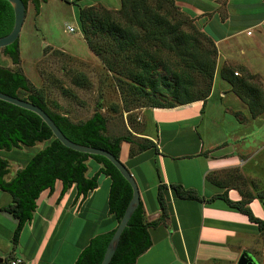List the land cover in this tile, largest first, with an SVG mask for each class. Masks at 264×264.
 <instances>
[{
    "label": "crops",
    "instance_id": "crops-1",
    "mask_svg": "<svg viewBox=\"0 0 264 264\" xmlns=\"http://www.w3.org/2000/svg\"><path fill=\"white\" fill-rule=\"evenodd\" d=\"M51 1L42 2L38 14L34 8L35 17L42 18ZM62 1L71 5L77 19L78 4L102 5L109 10L121 6V0ZM175 2L214 41L217 65L211 92L206 101L133 110L139 114L135 121L138 128H132L125 117L124 130L137 141H153L157 150L151 148L131 157L132 144L123 141L119 159L139 185L147 221L161 214L156 168L162 183L195 189L206 199L224 192L233 201L243 199V194L251 197L249 207L264 221V199L258 197L264 193V181L255 169L259 163H253L256 151L250 153L246 146L248 128L263 120L264 113L252 118L247 104L230 91V84L221 76L223 67L232 66L238 73L257 77L264 89V0H230L225 9L217 0ZM221 111L227 115L224 120L218 115ZM212 117L219 120L209 124ZM88 164L89 177L101 168L93 159ZM243 178L247 183L242 184ZM98 181L85 195L77 193L76 185L61 195V180L53 191H42L16 244L13 236L18 220L2 209L13 199L0 189V264L14 257L25 264H75L92 238L117 226L109 212L111 178L100 174ZM165 195L168 218L149 228L152 245L134 264H237L243 252L264 264V232L247 214L229 208L222 198L208 202L179 198L171 188Z\"/></svg>",
    "mask_w": 264,
    "mask_h": 264
},
{
    "label": "trees",
    "instance_id": "trees-1",
    "mask_svg": "<svg viewBox=\"0 0 264 264\" xmlns=\"http://www.w3.org/2000/svg\"><path fill=\"white\" fill-rule=\"evenodd\" d=\"M46 1L48 0H24L27 6L32 2L37 14L42 2ZM78 8V22L84 38L96 56L106 64L108 71L116 72L115 64L106 55L109 52L117 60L124 53L122 58L131 60L134 64L129 75L136 82L138 93L151 100V104L144 107L172 108L197 100L206 101L215 77L217 49L214 41L197 26L194 25L191 31L183 27L186 22L181 18L183 12L175 0H121V6L117 10H109L102 5L83 7L78 4ZM14 20L12 5L7 0H0V37L11 32ZM203 38L212 47H204L206 44ZM3 52L14 65L20 64L19 39L3 48ZM235 72L236 68L225 66L221 69V76L228 81L232 91L248 105L251 115L257 118L264 113V91L252 81L254 75L247 73L239 76ZM196 75L203 78L206 84V88L201 89L199 94L195 91ZM74 82L78 86L90 84L84 73H78ZM0 91L43 108L70 140L106 149L117 158H120L123 141L132 144L131 157L157 148L149 139L135 140L130 132L122 135L108 134V119L100 110H96L85 120H72L68 112L64 115L58 102H54V107H51L45 91L37 88L20 68L0 65ZM158 93L171 95V100L162 103L156 98ZM43 142V147L30 154V148ZM7 153L12 154L9 156ZM89 159L101 164V168L91 177L87 176ZM11 161L22 164L7 179L11 172ZM100 174L111 178L109 212L118 225L132 198L133 190L117 167L104 156L82 153L65 146L39 115L0 100V189L8 192L13 199L2 209L18 220L13 236L14 244L18 242L25 224L33 217L42 191H53L56 181L61 180V195L73 185H76L78 194L85 195L98 186ZM156 176L160 216L156 220L147 221L141 201L122 232L117 250L109 264H134L150 248L152 238L149 228L158 226L168 218L169 209L165 195L167 188L173 189L179 198L201 202L222 198L229 208L247 214L264 232V221L256 217L249 207L251 197L243 194V199L233 201L224 192L206 199L195 189L181 184L162 183L158 168ZM258 197L263 200L264 193ZM116 227L92 238L75 264H101Z\"/></svg>",
    "mask_w": 264,
    "mask_h": 264
},
{
    "label": "rangeland",
    "instance_id": "rangeland-1",
    "mask_svg": "<svg viewBox=\"0 0 264 264\" xmlns=\"http://www.w3.org/2000/svg\"><path fill=\"white\" fill-rule=\"evenodd\" d=\"M217 1L221 3L222 9H225L230 0ZM45 7V14L40 19L35 17L33 5L29 7L31 9L26 14L19 37L20 64L14 65L11 59L4 54L3 49H0V65L20 68L37 88L45 91L51 107H54V102H58L63 112H68L74 121L85 120L91 117L96 110H100L108 119V134H126L125 117L131 127L137 129L138 125L135 121L139 114L133 110L151 104V100L138 93L135 87L137 84L129 75L130 69L134 68L132 61L124 60L122 58L124 53L121 54L120 60H117L113 53L109 52L106 55L108 60L115 64L116 72L108 71L106 64L96 56L85 40L78 19L76 15H73L71 5L62 0H53ZM179 9L183 12L180 7ZM75 10L77 14L76 6ZM114 16L116 17L115 14ZM180 16L186 22L183 27L187 31L193 30L194 25L197 26L188 14L183 12ZM68 25L73 26L75 31L68 30ZM107 35L110 37L109 34ZM203 40L206 44L204 47H212L210 43H206L205 38ZM48 44L58 49H53ZM78 73H84L90 84L76 85L74 77ZM241 75L247 74L239 73V76ZM194 79L196 81L195 91L199 94L201 89L206 88V84L198 75ZM252 81L263 89L257 77ZM230 91H232L231 86ZM156 98L162 103H167L171 100V95L158 93ZM220 107L223 108V106ZM214 112L216 111L212 112L213 115H215ZM218 115L222 120L227 116L225 111H221ZM251 117L254 118L252 115ZM212 118L213 120L208 121L209 124L216 119L219 120V118ZM248 133V145L246 146L250 147V153L256 151L252 153L253 163H259L256 164L255 169L264 181V119L252 124L248 128ZM44 145L45 142L38 143L30 148V154H34ZM26 150L29 149L26 148ZM7 154L10 156L12 153ZM21 164L18 161H11L10 174L13 175ZM92 170L90 169V172ZM243 179L242 184L247 183V180Z\"/></svg>",
    "mask_w": 264,
    "mask_h": 264
},
{
    "label": "water",
    "instance_id": "water-1",
    "mask_svg": "<svg viewBox=\"0 0 264 264\" xmlns=\"http://www.w3.org/2000/svg\"><path fill=\"white\" fill-rule=\"evenodd\" d=\"M7 1L12 5L14 9L15 20H14V26L11 32L5 36L0 37V49H3L13 44L16 40L19 39L23 24L25 21V17L27 14V5L24 2V0H7ZM0 100L6 101L8 103L14 104L24 109L30 110L36 113L37 115H39L41 119L51 128L54 136L60 142H62L65 146L71 149H74L76 151L82 152V153H87L90 155H100V156L106 157L117 167V169L121 172L123 177L131 185L132 190H133L132 198L120 222L118 223L116 227L114 235L112 236L107 246V249L104 254V258L101 262V264H109L117 250L122 232L128 225L130 218L132 217L135 210L139 207L140 202H141L140 189H139V185L135 177L133 176L131 171L128 169V167L119 158L113 155L110 151L103 149V148L91 146V145L79 144L77 142L70 140L68 137L65 136L62 130L58 127V125L51 118V116L40 106L28 100H24L22 98L12 96V95L3 93L1 91H0ZM64 115H67V112H64ZM237 264H258V263L251 254H249L248 252H243L239 257Z\"/></svg>",
    "mask_w": 264,
    "mask_h": 264
},
{
    "label": "built area",
    "instance_id": "built-area-1",
    "mask_svg": "<svg viewBox=\"0 0 264 264\" xmlns=\"http://www.w3.org/2000/svg\"><path fill=\"white\" fill-rule=\"evenodd\" d=\"M67 29L70 31H75L73 26L68 25ZM236 75H239L238 72H235ZM4 264H25L24 260L20 257H14L6 261Z\"/></svg>",
    "mask_w": 264,
    "mask_h": 264
}]
</instances>
